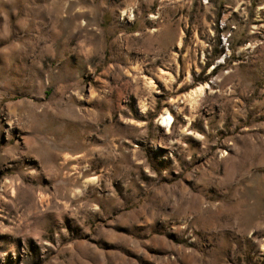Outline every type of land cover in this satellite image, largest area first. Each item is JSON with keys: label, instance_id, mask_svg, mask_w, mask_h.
Instances as JSON below:
<instances>
[{"label": "rangeland", "instance_id": "obj_1", "mask_svg": "<svg viewBox=\"0 0 264 264\" xmlns=\"http://www.w3.org/2000/svg\"><path fill=\"white\" fill-rule=\"evenodd\" d=\"M0 264H264V0H0Z\"/></svg>", "mask_w": 264, "mask_h": 264}, {"label": "bare ground", "instance_id": "obj_2", "mask_svg": "<svg viewBox=\"0 0 264 264\" xmlns=\"http://www.w3.org/2000/svg\"><path fill=\"white\" fill-rule=\"evenodd\" d=\"M199 88H200V87H199ZM197 90H199V89H197ZM195 91H196V90H195ZM199 91H201V90H199ZM199 91H198V92H199ZM160 121H161L162 124L169 126L170 123L172 122V116L170 115V113H168V112H164V113H162L161 116H160Z\"/></svg>", "mask_w": 264, "mask_h": 264}]
</instances>
